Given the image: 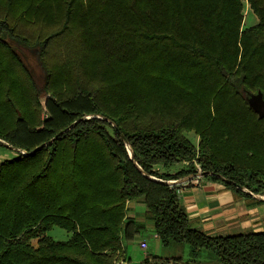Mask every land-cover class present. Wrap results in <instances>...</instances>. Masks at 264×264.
Listing matches in <instances>:
<instances>
[{"label": "trees", "instance_id": "1", "mask_svg": "<svg viewBox=\"0 0 264 264\" xmlns=\"http://www.w3.org/2000/svg\"><path fill=\"white\" fill-rule=\"evenodd\" d=\"M257 94L264 0H0V149L15 153L0 159V264H115L140 234L126 202L141 196L162 246L215 258L137 264H264V230L192 227L177 187L133 164L175 180L197 162L202 181L264 194Z\"/></svg>", "mask_w": 264, "mask_h": 264}, {"label": "crops", "instance_id": "2", "mask_svg": "<svg viewBox=\"0 0 264 264\" xmlns=\"http://www.w3.org/2000/svg\"><path fill=\"white\" fill-rule=\"evenodd\" d=\"M189 166V163L183 161L168 166L158 164L156 167L160 172L172 174L182 169H188ZM177 193L191 226L201 231L236 234L264 230V200L254 196L251 198L236 195L222 183L208 180L202 181L201 185H180L177 187ZM258 196L264 197V194H258ZM126 217L141 224L140 234L133 242L137 245L136 249L142 251L143 255L139 256L136 252L129 255V246H127L129 243H126L124 253L130 264L141 262L147 255L157 256L154 251L161 249H156V244L160 241L152 228V223L148 221L145 214L143 196L126 202ZM140 242H145L147 247L140 248ZM151 243H155V249H150ZM158 256L169 257L171 255L158 254ZM207 260L209 257L201 258V261ZM210 260L213 262L214 258Z\"/></svg>", "mask_w": 264, "mask_h": 264}, {"label": "rangeland", "instance_id": "3", "mask_svg": "<svg viewBox=\"0 0 264 264\" xmlns=\"http://www.w3.org/2000/svg\"><path fill=\"white\" fill-rule=\"evenodd\" d=\"M245 8L246 10H245L243 23H244V26H250L257 22V18L247 6ZM38 82L40 81L38 80ZM185 135L193 143H195V141L197 140V138L192 132H187L185 133ZM12 156H15V153L13 151L8 150V149H2V148L0 149V159L1 160L4 158H10ZM49 234L52 237H55L56 239H59V240L66 239L69 236V232L59 227H53L51 231H49ZM127 246H129L128 247L129 255H133V252H136L139 256L143 255L142 251H139L138 249H136L137 245L133 241L130 242ZM154 246H155V243H151L150 249H155ZM158 248H161V249H158ZM156 249L158 250L154 251V254H156L157 256L158 254L163 255V256L164 255L165 256L176 255V256H179L182 261L195 258V261L198 263L199 261H201V258L204 256V257H209V260L207 261L210 262L211 258H215V255L212 253V251L208 249H201L199 252L196 253V257H194V255L191 252V248L186 243H183V242H172L168 247L162 246L160 243H157ZM149 250H146V251H149ZM119 258H121V256H119Z\"/></svg>", "mask_w": 264, "mask_h": 264}, {"label": "water", "instance_id": "4", "mask_svg": "<svg viewBox=\"0 0 264 264\" xmlns=\"http://www.w3.org/2000/svg\"><path fill=\"white\" fill-rule=\"evenodd\" d=\"M249 104L251 105V107L260 115V116H263L264 117V100L262 99L261 95L260 94H257V95H251L249 96ZM69 127H67L66 129H68ZM124 140V143L126 145V148H127V151H128V154L130 156V158L132 159V153H131V150H130V147L127 143V141L125 139ZM23 153V152H22ZM133 164L136 168H138L140 170V172L146 176L147 178L153 180V181H157V182H162V183H165V184H179L183 181H188L191 177H193V174H189L187 176H185L184 178L182 179H175V180H162V179H159V178H156L152 175H148L146 174L141 168L140 166L138 165L137 162H135L133 160ZM204 173L202 172V175ZM242 190H244L245 192H248L250 193L252 196H254L255 198H258L260 200H264V197H261V196H258L256 194H252L250 191H248L247 189L245 188H242Z\"/></svg>", "mask_w": 264, "mask_h": 264}, {"label": "built area", "instance_id": "5", "mask_svg": "<svg viewBox=\"0 0 264 264\" xmlns=\"http://www.w3.org/2000/svg\"><path fill=\"white\" fill-rule=\"evenodd\" d=\"M194 167L196 172L193 174V177H191L188 181H183L179 184H168L170 188L172 187H178L180 185H186V184H194V185H201L202 183V170L200 165L197 162H194ZM124 244H122L123 246ZM140 248L145 249L147 247L145 242H140ZM146 257V256H145ZM115 264H129L128 259L124 258L123 256L115 261Z\"/></svg>", "mask_w": 264, "mask_h": 264}]
</instances>
